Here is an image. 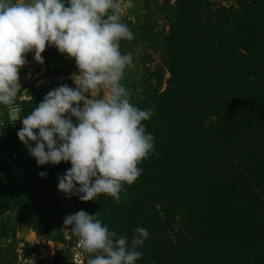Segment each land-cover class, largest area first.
I'll return each mask as SVG.
<instances>
[{"label": "trees", "instance_id": "obj_1", "mask_svg": "<svg viewBox=\"0 0 264 264\" xmlns=\"http://www.w3.org/2000/svg\"><path fill=\"white\" fill-rule=\"evenodd\" d=\"M166 11V33L142 36L169 73L163 92V72L140 83V108L154 110L143 122L153 153L138 164L141 174L123 186L119 202L99 194L80 203L129 240L134 228L148 230L136 264H264V0H233L228 7L174 0ZM14 103L21 117L32 110L29 101ZM19 121L6 111L0 123L7 146L0 213L32 212L36 228L50 230L69 211L35 195L58 192L57 177L70 166L45 164L25 175L21 162L30 156L16 137ZM41 171L46 177L37 176ZM58 256L54 264H62Z\"/></svg>", "mask_w": 264, "mask_h": 264}, {"label": "clouds", "instance_id": "obj_2", "mask_svg": "<svg viewBox=\"0 0 264 264\" xmlns=\"http://www.w3.org/2000/svg\"><path fill=\"white\" fill-rule=\"evenodd\" d=\"M131 7L132 0H0V105L12 121L20 120L16 137L37 166L70 165L57 177V191L81 202L99 194L119 202L123 186L140 176L138 164L154 150L143 123L154 110L131 103L121 84L132 54L122 53L120 42L133 39L121 18ZM46 45L74 61L77 71L67 77L73 87L48 91L21 117L14 103L18 71L29 52L43 64ZM97 215L81 209L63 218L78 238V258L86 264H136L148 230L134 228L129 240Z\"/></svg>", "mask_w": 264, "mask_h": 264}, {"label": "rangeland", "instance_id": "obj_3", "mask_svg": "<svg viewBox=\"0 0 264 264\" xmlns=\"http://www.w3.org/2000/svg\"><path fill=\"white\" fill-rule=\"evenodd\" d=\"M218 1L227 7L233 3V0ZM132 2L133 7L126 9L121 18L133 33L131 41L120 42L121 52L132 54V65L125 68L121 84L129 91L130 102L140 108L145 98L140 86L142 77H150L149 74L155 71L163 72L159 92L164 91L165 81L169 77L165 65L161 63L160 52L158 49L150 48L149 43L142 36L146 32L166 33L168 26L165 25L166 19H163L167 13L165 6L173 5L174 0H132ZM148 22L153 25L150 26ZM32 56L31 52L25 54L26 63L18 71L20 89L16 95L18 102H30L29 109L35 107L48 91L58 87L62 78L64 84L73 87L67 77L70 73L77 71L74 61L58 53L55 47L46 45L41 53L43 64L36 63ZM153 82L155 84L156 79H153ZM29 109L26 108V112ZM6 111L7 109L0 105V123ZM18 123L16 126L21 127L20 121ZM5 139V134L0 132V162L7 153ZM66 166L70 165L66 163ZM38 168L35 160L30 157L21 162V169L25 175H35ZM35 196L38 202L55 199L54 204L57 209H65L69 211V214L84 210V206L75 195L64 196L59 192L49 193L46 190H39ZM172 223L174 229L171 232L168 231L170 238L175 236L178 228L176 220ZM38 225L37 215L32 212L21 213L17 209L1 211L0 251L5 259L0 261V264H54L57 252L62 264L65 262L86 264V260L78 258V238L69 232L71 226L63 225V219H60L58 224L50 230L43 228L38 230L36 228ZM161 234L164 235V233ZM166 238L169 239L168 233Z\"/></svg>", "mask_w": 264, "mask_h": 264}, {"label": "built area", "instance_id": "obj_4", "mask_svg": "<svg viewBox=\"0 0 264 264\" xmlns=\"http://www.w3.org/2000/svg\"><path fill=\"white\" fill-rule=\"evenodd\" d=\"M62 80L59 81V83L61 82Z\"/></svg>", "mask_w": 264, "mask_h": 264}]
</instances>
